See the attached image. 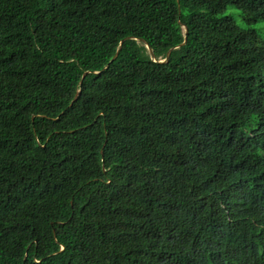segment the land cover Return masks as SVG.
<instances>
[{
    "label": "trees",
    "instance_id": "obj_1",
    "mask_svg": "<svg viewBox=\"0 0 264 264\" xmlns=\"http://www.w3.org/2000/svg\"><path fill=\"white\" fill-rule=\"evenodd\" d=\"M262 21L0 0V264H264Z\"/></svg>",
    "mask_w": 264,
    "mask_h": 264
},
{
    "label": "rangeland",
    "instance_id": "obj_2",
    "mask_svg": "<svg viewBox=\"0 0 264 264\" xmlns=\"http://www.w3.org/2000/svg\"><path fill=\"white\" fill-rule=\"evenodd\" d=\"M225 14L230 15L234 19L235 24L238 25L240 28H243V29L245 28L244 23L239 19V17L237 16L233 8H228ZM255 29L260 32L261 39L262 41H264V21L259 22L255 26Z\"/></svg>",
    "mask_w": 264,
    "mask_h": 264
},
{
    "label": "water",
    "instance_id": "obj_3",
    "mask_svg": "<svg viewBox=\"0 0 264 264\" xmlns=\"http://www.w3.org/2000/svg\"><path fill=\"white\" fill-rule=\"evenodd\" d=\"M177 2H178V0H177ZM185 42H186V39H184L183 42H182L180 45H181V46L184 45ZM146 48H147V50L149 51L151 58H153V53L151 52V49H150L148 46H146ZM175 48H177V47H174V48L170 49V50L166 53L165 59H164L162 62H166V61L168 60L169 55H170V52H171L173 49H175ZM117 54H118V52L115 53V55H114L113 58L111 59V62L117 57Z\"/></svg>",
    "mask_w": 264,
    "mask_h": 264
}]
</instances>
